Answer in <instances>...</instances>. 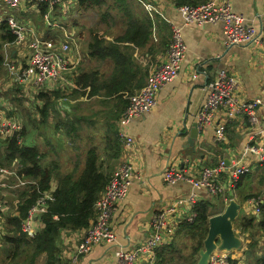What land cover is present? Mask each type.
I'll use <instances>...</instances> for the list:
<instances>
[{
    "label": "crops",
    "instance_id": "crops-1",
    "mask_svg": "<svg viewBox=\"0 0 264 264\" xmlns=\"http://www.w3.org/2000/svg\"><path fill=\"white\" fill-rule=\"evenodd\" d=\"M147 1L159 9V12L154 14H158V17L165 21L161 22L164 30L159 33L160 45L165 46L159 51L148 50L150 43L158 40V32L153 28L149 44L145 47H139L130 40L117 41L123 37L129 38V35H126L129 21H142L145 14L153 18L146 7L138 3L139 0L136 2L133 16L119 14L116 11H110V15L103 16L104 8L86 9L79 0H62L52 12L48 13L47 8L45 14L42 10L31 11L27 0L20 9L14 11L16 18L27 26L31 35L53 38L59 44L62 41L70 44L71 51L64 73L66 81L58 85L63 88L65 97L62 99L60 97L57 102L65 110L62 115L72 120L77 114L75 107L83 105L82 112L75 116L73 136H67L66 129L58 130L53 119L49 118L50 122L47 123L53 124L50 130L52 133L49 137H46V133L43 134V145L39 141L37 144L28 141L26 130V134H23V146L33 147L38 151L43 167L58 160L59 166L56 171L60 173L72 172L75 168L77 171L81 170L91 146H96L101 151L102 171L106 174L113 175L124 161L132 162L134 165L136 173L131 189L125 199L118 204L111 219L115 240L97 244L91 251L82 254L77 264H116L115 253L118 250H129L148 240L152 232L151 220L154 214L169 209L176 199L192 191L198 197L196 204L203 200L212 203L211 212H222L230 199L236 198L241 208L235 221V229L243 238L244 245L240 249L230 251L229 254L236 264H260L264 260V228L261 226L264 216L261 207L264 203V160H260L259 154L249 152L247 149L250 145H264V107L258 108L256 123L251 122L245 115L228 118L225 110L219 109L215 124L226 125L221 140L218 139L214 126H206L201 131L197 125V117L207 99L210 82L223 68L237 77L239 82L237 92L241 99H249L261 93L264 87V0H232V8L245 18V26L256 32L255 41L232 46L225 43L223 23H185L179 7L207 0ZM88 10L94 11L99 18L85 25L82 20H78V16L83 17ZM7 13L6 3L0 0V15ZM174 27L181 30L187 46L179 75L160 90L157 104L151 110L133 118L128 124L120 125L119 119L132 93L130 95L125 93L120 100L116 96L108 97L101 92L89 94L92 85L84 86L79 82L81 74L89 72L90 75L98 74L101 77L99 85H102L115 71L111 59L101 49L94 53L93 45L98 39L105 40V46L108 42H114L120 47H128L134 56L136 66L140 65L144 73L141 89L155 65L166 59L165 53L172 39ZM3 34L0 30V52L3 56V64L0 66V107L9 115L17 111L14 98L20 94L32 93L33 96L29 99H34L36 103L42 99L39 98L40 94L38 95L33 78L22 76L21 71L10 70L8 67L13 59L20 60L23 66L28 64L27 45L18 43L16 36L14 41L3 39ZM194 73L198 74L196 79L192 77ZM55 90L62 93L60 88ZM125 100L127 103H124ZM111 111L120 113L118 119L114 116L115 112L110 119L116 125L117 134L123 129L127 135L135 139L134 146L129 150L123 148L121 144L119 156L114 158L111 157V152L115 148H107L105 138L108 133L107 123L110 122L107 119L109 120ZM42 119L40 116V120ZM39 133L42 134L40 131ZM56 140L58 143H55ZM60 146L69 151L70 155L68 156L65 151L63 161L60 160L61 155L58 156ZM75 151L80 155L75 156ZM226 156L229 157L230 164L241 160L250 166V170L242 175L234 188L228 185V181L223 180L225 189L223 188L218 196L211 195L206 189L193 188L186 180L168 183L164 179V171L168 166L185 169L191 176H199L202 167L214 166L221 159L225 160ZM6 157V147H0V164L9 165L12 159L7 161ZM68 157L70 160L66 162L65 158ZM19 159L21 170L25 167V162L23 158ZM23 178L34 180L25 176ZM51 182L57 183L54 177ZM16 188L2 189L1 196L9 204V209L0 222L4 230L0 237V251L2 250L0 264H47L46 253L37 254L30 239L18 240L16 243L9 239L13 235V225L9 223V219L19 214L16 200H21L20 196L25 193L28 186ZM255 192L259 193L253 194ZM196 204L193 207L182 206L178 214H171L168 217L163 243L152 254L141 257L137 264H165V257L172 264L196 263L198 257V251L194 252L196 241L186 229L189 224L186 217L195 210ZM258 206L260 211H257ZM23 220L20 222L21 231ZM243 221L246 222L245 227L242 226ZM85 228L62 231L59 244L62 248L59 255L62 259L61 264H71V254L85 233ZM41 229V224H38L36 231L29 236H34ZM167 246L173 249L169 256H165V251L162 253L163 256L159 255L158 252L163 251L161 248ZM187 250L189 251L186 253Z\"/></svg>",
    "mask_w": 264,
    "mask_h": 264
},
{
    "label": "built area",
    "instance_id": "built-area-1",
    "mask_svg": "<svg viewBox=\"0 0 264 264\" xmlns=\"http://www.w3.org/2000/svg\"><path fill=\"white\" fill-rule=\"evenodd\" d=\"M27 0H4L8 7L6 15H0V22L9 24L12 33L16 36L18 43H25L29 49L28 64L23 66L20 60L13 59L9 62L10 70L22 72V76L34 79L38 95L46 87H54L66 81L65 69L67 67L68 54L71 51L70 44L58 41L53 38L31 35V31L21 23L15 16L14 11L20 9ZM31 11L41 12L43 4H47L48 13L52 12L62 0H28ZM146 9L153 15L159 9L147 0H139ZM179 10L184 16L187 24L223 23L225 43L227 46L241 45L256 40L254 29L245 26V18L232 8V0H207L199 4L182 5ZM187 46L182 37L181 30L173 29L172 39L166 50V59L157 63L150 72L145 85L129 96V103L120 117V125L128 124L133 118L148 112L157 104V97L160 90L174 78H176L186 54ZM193 79L198 74H192ZM239 82L236 76L229 73L227 69L219 70L217 76L209 84V92L206 101L202 105L198 117V128L203 131L206 126H214L218 139H223L226 130L225 124H215L216 113L219 109L225 110L228 118L236 116H248L251 122H258L257 110L264 107V87L261 93L249 99H241L238 95ZM55 90V89H54ZM24 124L17 117L16 113L6 114L4 108L0 107V147L8 146L9 140L16 138L19 145H23ZM122 129V128H121ZM120 141L123 148L129 150L134 146L135 139L127 135L124 130L119 131ZM254 139V137H252ZM247 151L259 154L260 160H264V145H250ZM20 159L14 158L9 165L0 164V222L5 218L9 204L2 198V189L35 184L36 180H27L20 175ZM250 170V166L241 160H236L230 166L221 159L214 166L201 168L199 176H191L185 169L175 166H168L164 171V179L168 183L188 181L193 188L206 189L211 195L218 196L225 186L223 180L228 181L230 187H235L242 175ZM135 168L132 162L124 161L117 168V171L110 176L105 189L95 203V216L85 228L80 242L76 245L71 254V264H77L79 257L91 251L94 246L101 243H108L115 240V234L111 227V219L118 204L128 195L133 179ZM54 187L56 183L51 182ZM17 189V188H16ZM36 202L30 207L27 217L23 221V231L33 234L40 217L47 212L49 202L54 199L51 189L38 190ZM197 194L192 191L189 194L179 197L169 209L154 214L151 220L152 232L147 241L129 250H118L115 253L116 264H137L141 257H145L163 243L165 228L168 224V217L171 214H178L182 206L193 207L197 202ZM20 199L16 200L19 207ZM260 211V206L257 207ZM195 210L187 216V222L193 223L196 220ZM42 226V225H41ZM4 233L0 225V237ZM230 251L216 250L209 258L208 264H233Z\"/></svg>",
    "mask_w": 264,
    "mask_h": 264
},
{
    "label": "trees",
    "instance_id": "trees-1",
    "mask_svg": "<svg viewBox=\"0 0 264 264\" xmlns=\"http://www.w3.org/2000/svg\"><path fill=\"white\" fill-rule=\"evenodd\" d=\"M137 1L79 0L82 7L86 9L92 7L104 8L105 11L103 12V16L110 15V11H116L119 14L133 16L135 15L134 9L136 8ZM179 2L192 1L179 0ZM138 3L140 4L141 2ZM46 9L47 4H43L41 9L43 14L46 13ZM162 21L164 20L160 19L158 14L154 18L145 14V16L142 17V21H129L126 31V35H129V38L123 37L122 39H117V41L124 42V40H130L139 47H145L147 44H149L153 28L154 31L157 30L158 32V40L154 43H150L148 50L159 51L165 46H161V40L159 41V33L164 30L161 24ZM0 30L2 33H4L2 35L3 39H8L10 41L15 40V35L12 34L8 23H1ZM93 49L94 53H98V49L103 50V53H105V55L111 59L115 67V71L110 79L105 80L102 85H99L101 77L98 74L93 73L90 75L89 72L81 74L79 77V82H81L84 86L92 85L89 94L101 92L105 96H116V98L120 100L123 99V95L125 93L130 95V93L133 94L135 90L140 89L144 83V73L142 72L143 70L140 65L136 66L134 62V56L129 51L128 47H120L114 42H108L105 46V40L97 39L93 45ZM1 64H3V56L0 52V66ZM51 92L54 98L63 96V94L58 90H51ZM44 95L47 94L41 92L39 98L44 101L41 112L44 122L47 123L52 111H58L53 108L54 101L51 100L52 97L49 95L46 98ZM124 103H127V100H125ZM114 112H110L111 116H107L109 118L107 121H110L111 117L113 118V114L117 119L120 117V113L117 111ZM73 119L74 120L66 119L62 114H59L56 118V128L58 130L60 128H64L66 129L67 136H73L72 131L74 130L76 124L75 116ZM63 120L64 123L62 122ZM107 124L108 133L105 137L106 144L107 148H115L112 150L113 152H111V157L114 158L119 156L121 151L120 146L122 143L120 141L119 134H117L116 125H114L112 121L108 122ZM25 131L26 129H23L22 134H24ZM6 152L7 161L10 159L13 160L16 157L23 158L25 167L20 170V175L22 177L25 176L36 180L35 184H27L28 189H25V193L20 196L21 200L19 203V214L16 217H11L9 219V223L13 225V235L10 236L9 239L15 243L18 240L30 239L37 254L46 253L47 264H61L62 259L59 255L62 248L59 244L62 231L80 230L90 224L91 220L95 216V203L105 189L106 184L108 183L111 176V174H106L102 171L101 151L96 146H91L86 153L84 167L78 171L75 168V170L68 173H60L59 171H56L59 166L58 161L52 162L51 165H45V167H43L41 159L38 157V151L33 147L19 145L16 138L14 137L9 140ZM52 174L54 179L57 181L55 187L53 184H50L51 180L53 179ZM39 189H51L54 199L49 202L47 212L42 214L40 217V222L42 225L41 231L36 233L34 236H29V234L20 230V222L27 217L30 207L36 202V199L39 195ZM211 207L212 203L207 200L197 203L195 207L197 213L196 220L193 223L187 224L186 226L187 232L196 241L194 252L197 253L198 251V254L199 250L203 248V241L208 233L209 217L211 215L220 213L211 212ZM261 207L262 212L264 213V203ZM242 226H246L245 221L242 222ZM261 226L264 228V216L261 220ZM161 249L163 251L160 250L158 252V254L161 256H163L162 253H164V251L165 256H169V253L173 250L169 246ZM166 258L167 257H165V264H172L169 262V259L167 260ZM232 262L233 264H236V261L233 259ZM260 264H264V260Z\"/></svg>",
    "mask_w": 264,
    "mask_h": 264
},
{
    "label": "rangeland",
    "instance_id": "rangeland-1",
    "mask_svg": "<svg viewBox=\"0 0 264 264\" xmlns=\"http://www.w3.org/2000/svg\"><path fill=\"white\" fill-rule=\"evenodd\" d=\"M155 1H160V0H154V2ZM155 16H157L156 13L153 14V18ZM98 18L99 17H97V15L95 14L94 11L86 12L83 15V17L81 15V18H80V16H78V20L79 21L82 20L85 25H88L90 22H94ZM170 41H171V39H170ZM170 41H169V43H170ZM57 88H60L61 91L63 89V88L58 87V86L46 87L45 90H42L41 92H44L45 94H47V95H44V96H46V98L49 95L53 98L51 90H54V89H57ZM0 90H1V87H0ZM36 90H40V89L36 88ZM62 94H63V96L61 98L59 97L60 99H62V98L65 97V93L63 91H62ZM30 96H33L32 93L29 94V95L28 94H20L19 96H17V97L14 98L15 104L17 106V111L15 113H16L17 117L19 119H22V121H23L24 129L27 130V140L30 141V142H32V143H36V144L39 141L43 145V140H44L43 134L46 133L47 134L46 137H49V135L52 133L50 130L52 129L53 124L50 123V125H48V123L46 124L43 119H42L43 121L40 120V116H41V118L43 117L42 116V112H41V108H42V106L44 104V101L41 100L38 103H36V101H34V99H32V100L29 99ZM59 98L52 99V101H54V107L53 108H55V110L58 111V112L52 111V113H51L52 116L50 117V118L53 119V122H54L55 126H57L56 125V118H57V116L59 114H63L65 112V110L62 109V107L59 106L60 104L57 102V99H59ZM55 103H56V105H55ZM82 106L83 105H79V106L75 107V110L77 111V114L74 115V116H78L80 114V112H82L81 111ZM69 121H71V120H69ZM42 122L44 124H42ZM62 122L64 123V120ZM44 127H47V128L46 129H43ZM87 127L89 128V124L87 125ZM62 129H64V128H62ZM39 131L42 133L41 135H40ZM55 143H58V141L56 140ZM48 145L49 144L47 143V146ZM68 145H69V147L71 146L70 143H68ZM65 151L67 152V150H65V148L63 146H60L59 152H58V156L61 155V158H60L61 161H63V155L65 154ZM77 152L78 151H75V156L76 155H78V156L80 155V153H77ZM67 153H68V156H70L69 155V151ZM65 159H66V162H68L70 160L69 157L68 158H65ZM258 193L259 192H255L253 194H258ZM193 244H195V242H193ZM188 251L189 250H187L186 253ZM1 252H2V250L0 251V258H1Z\"/></svg>",
    "mask_w": 264,
    "mask_h": 264
},
{
    "label": "water",
    "instance_id": "water-1",
    "mask_svg": "<svg viewBox=\"0 0 264 264\" xmlns=\"http://www.w3.org/2000/svg\"><path fill=\"white\" fill-rule=\"evenodd\" d=\"M225 162L227 166L231 165L228 156L225 157ZM240 208L241 204L236 198H232L222 212L209 217L208 233L203 241V248L199 250L195 264H208L210 255L216 250L232 251L240 249L244 245L243 238L235 229V221L238 218Z\"/></svg>",
    "mask_w": 264,
    "mask_h": 264
}]
</instances>
